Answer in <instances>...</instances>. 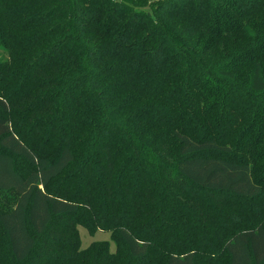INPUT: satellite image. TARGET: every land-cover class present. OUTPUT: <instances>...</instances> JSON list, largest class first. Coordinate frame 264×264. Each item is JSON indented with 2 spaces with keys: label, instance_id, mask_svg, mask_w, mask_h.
<instances>
[{
  "label": "trees",
  "instance_id": "16d2710c",
  "mask_svg": "<svg viewBox=\"0 0 264 264\" xmlns=\"http://www.w3.org/2000/svg\"><path fill=\"white\" fill-rule=\"evenodd\" d=\"M0 264H264V0H0Z\"/></svg>",
  "mask_w": 264,
  "mask_h": 264
},
{
  "label": "rangeland",
  "instance_id": "374dc122",
  "mask_svg": "<svg viewBox=\"0 0 264 264\" xmlns=\"http://www.w3.org/2000/svg\"><path fill=\"white\" fill-rule=\"evenodd\" d=\"M20 169L22 171H26L27 167L26 165L21 163ZM207 219L212 221V219L209 217H207ZM78 230L80 235V248H86L93 243H101L102 241H108L109 250L112 252H116V243L111 239V233L109 231L98 229L93 234H90L82 226H78ZM121 249L123 250L122 252H125L124 247H121Z\"/></svg>",
  "mask_w": 264,
  "mask_h": 264
}]
</instances>
